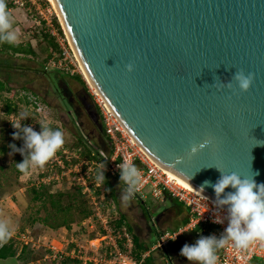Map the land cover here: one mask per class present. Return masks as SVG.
I'll return each instance as SVG.
<instances>
[{
    "label": "water",
    "instance_id": "95a60500",
    "mask_svg": "<svg viewBox=\"0 0 264 264\" xmlns=\"http://www.w3.org/2000/svg\"><path fill=\"white\" fill-rule=\"evenodd\" d=\"M55 2L95 90L159 166L214 201L217 168L264 183V0Z\"/></svg>",
    "mask_w": 264,
    "mask_h": 264
},
{
    "label": "rangeland",
    "instance_id": "374dc122",
    "mask_svg": "<svg viewBox=\"0 0 264 264\" xmlns=\"http://www.w3.org/2000/svg\"><path fill=\"white\" fill-rule=\"evenodd\" d=\"M14 1L5 0L13 30L18 37L14 44H23L25 47L31 45L36 52V56L21 55L19 58H23V61L20 63L23 66L30 65L27 60L36 62V65L45 63L46 69L49 59L58 52H54L44 39L47 32L41 21L57 17L60 23L59 17L49 0H20L25 3L23 7L15 5ZM23 72H15L14 81L8 85L9 90L0 94V226L6 227L8 233L6 237H0L1 244L12 238L17 242L19 252L23 247H28V252L38 258L35 262H31V259L19 264H97L115 250L114 242L117 239L110 238L108 233L119 227L117 223L125 215L136 235L145 241L150 238L152 249L149 255L154 258L153 264H192L186 257L179 256L178 250L199 238L195 231L183 234L175 243L168 245L171 262L162 249H154L159 243L154 228L165 231L174 227L169 202L155 199L149 187L145 191L144 204L133 198L127 206H123L120 197L125 185L107 167L105 176H110L114 183L115 194L104 183L96 182L99 166H106V163L99 157L98 160H90L85 153L90 147L92 155L96 156V152L100 151L101 137L94 126L95 120L75 100L77 94H83L97 112L91 91L93 88L83 73L80 76L86 85L65 73L59 79L52 73L53 83L50 79H37L33 73ZM29 79H33V82H28ZM58 84L59 87L55 86ZM23 86L37 91L47 103L40 98L41 109L31 106L25 98L31 92L22 90ZM70 98L75 107L69 104ZM8 105L13 109L11 114L6 113ZM75 108L78 109L77 114ZM25 112L30 118L21 121L20 114ZM97 120L100 122V119ZM42 121L61 130L65 143L43 167H33L21 173L16 163L22 162L23 157L18 152L12 153L8 147L13 143L17 147L23 145L22 140L13 139V133L17 130L12 124L21 122L40 131L39 123ZM101 152L106 155L100 151L101 157ZM45 191L53 198L48 194L41 199L35 198L36 192ZM52 200H60L64 208H71L67 212H58L52 206ZM141 204L149 211L152 218L150 222L144 216ZM86 211L91 212L88 219H84ZM45 218L48 219L47 224L43 222ZM64 220L68 221L67 226H62ZM213 233L211 231L209 235ZM23 234L31 237L30 243H33L24 244L20 239ZM256 264L263 262L256 260Z\"/></svg>",
    "mask_w": 264,
    "mask_h": 264
},
{
    "label": "clouds",
    "instance_id": "9594fccd",
    "mask_svg": "<svg viewBox=\"0 0 264 264\" xmlns=\"http://www.w3.org/2000/svg\"><path fill=\"white\" fill-rule=\"evenodd\" d=\"M18 39L17 33L13 30V22L7 11L5 0H0V40L8 43H14ZM133 65L130 63L126 66L128 72L133 71ZM239 90L247 92L253 82V74L243 70H238L232 77ZM220 87H233L231 81L221 84ZM30 118L27 113L20 114V120L24 121ZM40 131L34 130L30 125L17 122L12 124L17 131L13 133L14 140H22V147L16 144H10L8 147L12 153H19L23 160L16 163V168L21 173H25L33 167H43L65 143L64 133L52 128L47 122H40ZM264 144V142L257 143ZM195 153L196 147L192 148ZM105 164L99 166V170L95 176L97 183H104ZM120 170V182L125 187L121 194L123 206L134 198L141 184V176L139 169L128 162L118 164ZM221 172L220 178L215 184L210 186L215 193L214 205L226 213L225 218L215 217L214 223L223 224L227 221V227L224 232L217 237L216 235H201L193 244H185L180 255L186 257L192 264H217V251L229 242H232L236 248L245 249L252 242L260 240L264 241V183L258 184L252 177H242L236 172ZM255 175H258L256 173ZM205 185H209L205 181ZM232 189L227 191L226 189ZM203 193V186L199 190ZM7 229L0 226V237L7 236Z\"/></svg>",
    "mask_w": 264,
    "mask_h": 264
},
{
    "label": "built area",
    "instance_id": "2783aa9c",
    "mask_svg": "<svg viewBox=\"0 0 264 264\" xmlns=\"http://www.w3.org/2000/svg\"><path fill=\"white\" fill-rule=\"evenodd\" d=\"M14 4L25 6V3L20 0H15ZM41 22L44 23L46 32L55 39L60 49L58 54H53L49 59L46 69L68 75H82L81 64L66 33L63 31V34H61L54 26L51 18H44ZM91 91L102 119L105 134L114 148L111 158L101 152L102 157L106 160L108 171L114 177L120 179L118 164L121 162L134 164L139 169L141 176V184L134 198L144 199L146 197L145 191L150 187L151 195L155 199L164 200L167 193L182 203L191 215L188 223L178 231L162 235L154 249H166L171 241L177 240L186 232L201 225L214 227L213 234L219 237L227 227V221L225 220L223 224H218L214 223L213 220L215 217L226 219V213L214 205V200L196 190L185 187L152 161L128 134L102 97L94 92L93 89ZM25 98L31 106H37L41 109L42 103L39 97L30 93L26 94ZM209 234L205 233L203 236H208ZM108 235L110 238L116 237L117 239L116 243L114 242L115 250H112L109 257L102 258L98 262L99 264H142V262H138L134 258L133 236L127 227H118L116 230L111 229ZM20 239L26 245L33 243H30L31 237L27 236V234L21 235ZM149 254L150 252H147L144 257ZM216 255L217 264H256V260H261L264 264V241H254L245 249L236 248L232 242H229L225 247L219 249Z\"/></svg>",
    "mask_w": 264,
    "mask_h": 264
},
{
    "label": "trees",
    "instance_id": "16d2710c",
    "mask_svg": "<svg viewBox=\"0 0 264 264\" xmlns=\"http://www.w3.org/2000/svg\"><path fill=\"white\" fill-rule=\"evenodd\" d=\"M53 24L56 27V29H58V31L63 34V30L61 29L60 23L57 19V17L53 18ZM44 39L46 40V42L48 43L49 47L54 51V52H59V46L58 44L55 42V39L49 34L46 33L44 34ZM0 94L9 90L8 85H10L12 83V81H14V73L17 72L18 70L20 71H24L23 73H33L34 77H37V79L43 77L44 79H50L53 83V78H52V73L57 75V79H59V76H62L63 73L59 72V71H47L45 69V63L44 64H39L36 65L34 61H30L27 60L30 65H26L23 66L22 63H20V61H23V58H19L22 57L21 55H24V57L27 56H36V52L33 49V47L31 45H28L27 47L23 46V44H14V43H8L6 41H1L0 40ZM52 56V54L50 55V57ZM32 62V63H31ZM71 77V79H74L76 81H78L80 84L86 85L84 80L82 79V76L80 75H69ZM28 82H33V79H29ZM57 87H59L58 85H55ZM22 90L24 91H28L31 92L33 94H35L37 97L41 98V96L39 95V93L33 89H30L26 86L21 87ZM1 97V95H0ZM42 99V98H41ZM44 100V99H42ZM45 101V100H44ZM47 103V101H45ZM96 111L98 114V117L100 119V123L102 124V119L99 113V110L96 107ZM13 112V109L11 106H7L6 108V113L7 114H11ZM94 126L99 134V136L101 137V141L99 143V147H100V151H103L104 153H106V156L111 158L113 156L114 153V148L111 144V141L109 140V138L106 136L105 134V130L102 127V129L99 127V125L97 126L94 122ZM89 147V146H88ZM90 148V147H89ZM88 151H86V156L90 159V160H99L101 159L104 163H106L105 158L100 156V151H97L96 156L92 155V150L91 148ZM85 156V154H83ZM106 177V181L104 182V185L107 186V188L112 192V194H115V187H114V183L112 182V180L110 179V176H105ZM0 186H2L1 181H0ZM48 193L45 192H36V199H41L42 196L47 195ZM1 195V194H0ZM51 198H53L52 195L48 194ZM76 198V197H75ZM137 199V198H135ZM142 204L145 203V201L143 199H139ZM165 203L169 202V208L172 209V221H174V227H170L165 231H159L158 229H155L156 234L158 235V238L160 239L162 237V235L166 234V233H174L176 231H178L181 227L185 226L188 221L191 218V215L188 211V209L182 204L180 203L176 198L172 197L169 194H165L164 197ZM163 200V201H164ZM52 206L56 209V211L58 212H67L69 210V208H71V206H69L68 208H64L61 205L60 200H52ZM141 204V205H142ZM143 211L145 213V217L147 219L148 222H150L152 220L150 213L147 209H145L142 205ZM168 209V208H167ZM166 210V209H165ZM90 214L91 212L86 211L84 212V219H88L90 218ZM47 218H45L43 220L44 224H47ZM68 225V221L64 220L62 226H67ZM117 225L119 227L121 226H125L128 228L130 234L133 236V241H134V258L138 261V262H142V264H153L154 258L153 256H145V254L147 252H151L152 246L148 241L142 240L138 235H136L132 229V227L129 225L127 218L125 215H122L120 221L117 223ZM61 226V225H60ZM61 226V227H62ZM152 231V229H151ZM195 231L197 236L200 237L201 235H204L205 233L209 234L211 231H214V227L212 226H198L197 228L190 230L186 233ZM151 233V232H150ZM151 236V235H150ZM2 242H0V260H18V262H27L31 259H33V261L31 262H35L36 260H38V258L33 257L32 254L30 252H28V247H23V249L21 250V252H19V249L17 247V242H15V240H13L12 238H9L8 240H6L3 244H1ZM171 243H175V241H172ZM170 243V244H171ZM179 251V256L180 255V250ZM162 252L165 253V255L168 257L169 262L172 261V259L170 258V250L168 249V247L165 250H162ZM172 264V262H171Z\"/></svg>",
    "mask_w": 264,
    "mask_h": 264
},
{
    "label": "flooded vegetation",
    "instance_id": "af4514ba",
    "mask_svg": "<svg viewBox=\"0 0 264 264\" xmlns=\"http://www.w3.org/2000/svg\"><path fill=\"white\" fill-rule=\"evenodd\" d=\"M59 82V81H58ZM75 100H77V102L82 106H84V108H85V111L88 113V115L90 116V118H93L95 121V124L98 126L99 125V127L101 128V126H102V124L100 123V122H97L98 120L97 119H99V117H98V114H97V112H95V110L94 109H92L91 108V105L87 102L88 100L86 99V97L83 95V94H77L76 95V99ZM68 102H69V104L72 106V107H75V105H74V103H72L73 101H72V98H70V99H68ZM77 108H78V106H76ZM77 110L78 109H76L75 108V112H76V114H77ZM97 116V117H96ZM103 127V126H102Z\"/></svg>",
    "mask_w": 264,
    "mask_h": 264
},
{
    "label": "bare ground",
    "instance_id": "6f19581e",
    "mask_svg": "<svg viewBox=\"0 0 264 264\" xmlns=\"http://www.w3.org/2000/svg\"><path fill=\"white\" fill-rule=\"evenodd\" d=\"M50 1V3L53 5V7H54V9H55V11H56V13H57V15L60 17V14H59V12H58V8H57V6H56V2H55V0H49ZM60 19H61V17H60ZM61 23H62V25H63V22H62V19H61ZM79 60V59H78ZM81 64V63H80ZM81 67H82V72H83V75H84V77L86 78V80H88V82L91 84V86H92V88H93V90H94V92H96L97 94H98V92H97V90H95L96 88L94 87V85H93V83H92V81L90 80V78H89V76H88V74H87V72H86V70L84 69V67H83V65L81 64ZM99 95V94H98ZM150 159H152L151 157H150ZM152 161H154L153 159H152ZM155 162V161H154ZM156 163V162H155ZM161 167V166H160ZM164 169V168H163ZM167 173H169L172 177H174L175 179H177L182 185H184L185 187H188V188H190V189H193V190H195L190 184H188L186 181H184V180H182L181 178H179V177H177L174 173H172V172H170V171H167L166 169H164Z\"/></svg>",
    "mask_w": 264,
    "mask_h": 264
},
{
    "label": "crops",
    "instance_id": "0c3cea01",
    "mask_svg": "<svg viewBox=\"0 0 264 264\" xmlns=\"http://www.w3.org/2000/svg\"><path fill=\"white\" fill-rule=\"evenodd\" d=\"M0 264H19L18 260H0ZM28 264H33V263H28Z\"/></svg>",
    "mask_w": 264,
    "mask_h": 264
}]
</instances>
